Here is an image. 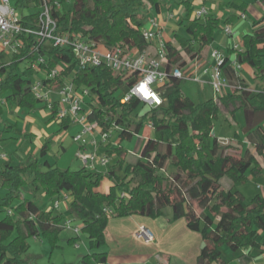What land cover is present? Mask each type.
<instances>
[{"label":"trees","instance_id":"trees-1","mask_svg":"<svg viewBox=\"0 0 264 264\" xmlns=\"http://www.w3.org/2000/svg\"><path fill=\"white\" fill-rule=\"evenodd\" d=\"M47 1L59 33L83 34L110 48L120 46L140 51L150 45L143 36L146 13H160L162 8L161 0H74L70 9L64 8L66 0H60L59 8L54 5V0ZM223 1L228 8L242 13L248 6L244 0ZM32 4L38 10L28 14L21 12V22L26 27L37 28L42 0H16L13 3L17 9ZM179 4L185 7L186 14L178 23L191 35L182 38L175 34L179 46L166 41L168 76L159 87L163 103L158 107H148L136 97L122 102L137 78L136 74L122 78L106 65L82 69L70 48L41 45L36 52L34 35H23L24 45L13 54L12 62L6 63L2 59L4 54H0V124L6 103L28 110L46 108L32 92V75L36 70L31 68L30 62L36 59L37 53L45 56L43 67L48 70L61 63L68 64L61 68L56 79L46 80V85L56 89L71 77L76 86L88 87L97 102L89 115L90 120L98 121L106 130L111 123L120 126L122 130L117 132L119 144L124 139L137 137L146 122L153 123V135L145 137L140 154L132 160L122 147L112 148L110 142L102 146L110 158L112 152H118L119 163L124 167L123 176H119L113 166L107 172L85 166L73 171L44 161L48 169L41 171L38 160L17 165L12 164L11 159L5 160V165H0V187L5 189L4 194L0 192V212L6 210L8 215L0 219V264H31L25 257L29 238L44 234L56 240L68 219L63 212L45 211L32 199L22 196L20 190L27 183V175L33 178L36 189L42 185L51 197H58L62 191L71 194L69 211L82 222L81 231L88 234L90 247L94 250L107 243L106 229L112 217L138 215L155 219L163 216L166 207H171V220L183 218L187 227L203 239L197 264H227L222 255L223 245L240 252L231 264H252L261 258L264 253V195L248 198L233 185L239 180L245 181L248 171L259 175L264 167V89H249L240 75L243 65H248L256 79L264 80V12L252 23L251 31L244 34L242 46L229 48L234 59L225 56L221 65L226 79L239 88L218 94L216 99L196 103L182 92L185 79L174 76L172 69L183 68L201 57L214 42L218 27L234 23L238 16L232 13L222 20L209 14L207 8V13L197 18V9L190 0H181ZM146 8L147 12H144ZM23 60H28L29 67L20 71ZM234 61L242 66L240 70L234 68ZM141 105L148 109L140 116L137 109ZM221 111L229 112L234 118L238 111L243 112L245 138L236 134L235 139L241 144L248 140L255 152L244 148L236 154L231 152L230 142L219 141L213 128ZM50 116L49 122L56 118V108ZM59 124L60 129L72 125L70 119ZM4 130L11 131L14 127L6 124ZM2 132L0 129V139ZM48 147L47 142L41 148V156L47 154ZM170 168L173 170L168 173ZM106 177L116 180L107 193L99 190ZM223 178L230 181L229 188L222 185ZM16 198L21 202L14 208L12 203ZM79 239L80 234H76L75 242ZM107 259L108 252L102 251L85 255L83 261L107 264Z\"/></svg>","mask_w":264,"mask_h":264},{"label":"built area","instance_id":"built-area-1","mask_svg":"<svg viewBox=\"0 0 264 264\" xmlns=\"http://www.w3.org/2000/svg\"><path fill=\"white\" fill-rule=\"evenodd\" d=\"M262 3L263 1L260 0ZM56 8L61 7L60 0H54ZM207 13V8L202 7L195 11V17H202ZM170 14L169 18H173ZM241 17L245 18L244 13ZM152 26L143 29L144 38L150 42L147 49L140 51L138 48L124 49L120 46L112 48L103 44L89 40L83 34L59 33L57 30V21L51 12V5L47 0H42L37 28L26 27L21 22V15L18 9L13 5L11 0H0V54H15L24 45L23 35L28 37L34 35L37 44L34 50L37 52L39 46L51 45L53 47L72 49L77 64L80 68H93L106 65L114 70L122 78L136 74L137 78L132 83L129 92L122 99L125 103L133 97L138 98L144 104L150 107H158L163 103V97L159 87L167 80V47L164 38V30L156 18L150 20ZM224 32L228 36L233 35V29L227 25ZM157 41L154 46L153 42ZM233 48L238 49L236 44ZM212 63L204 64L201 58H195L190 64L181 68L174 67L172 73L174 76L182 79H192L198 83H209L213 90L218 94H223L232 88H239L231 84L224 76L221 68L225 55L218 49L212 48L210 51ZM45 56L38 54L36 59L30 62L32 69L36 70L37 78L32 84V92L46 105V110L51 115L56 108V120L61 122L70 119L72 124L79 126L78 131L74 134V140L79 145L76 152L77 157L83 162V165L91 170H96L97 165L107 166L111 158L103 151V145L111 142L112 132H120L122 128L116 123H111L108 130L104 129L98 121H91L89 115L93 112V106L97 105L95 96L92 95L88 87L76 86L72 78H67L64 85L56 89L48 87L46 80H53L60 74L61 68L68 67V64L61 63L58 67L48 70L43 67ZM233 66L236 70L241 69V65L234 61ZM208 76V80L204 79ZM150 80L147 84L149 95L144 96L139 91L141 84ZM90 100L86 101V97ZM91 103V104H90ZM153 128V123H148ZM89 135L90 140L86 139ZM223 144L229 143L227 139H219ZM1 158L7 159L6 154H1ZM71 201V194L62 191L54 202V209H58L60 199ZM9 213H11L9 211ZM64 227L73 230L75 234H80L81 227L72 225V220L67 219ZM136 236L150 243L155 241L152 230L146 225L138 227ZM260 262L264 264V253L261 255ZM103 264V263H98Z\"/></svg>","mask_w":264,"mask_h":264},{"label":"rangeland","instance_id":"rangeland-1","mask_svg":"<svg viewBox=\"0 0 264 264\" xmlns=\"http://www.w3.org/2000/svg\"><path fill=\"white\" fill-rule=\"evenodd\" d=\"M162 1V16L166 21L172 22L171 26H175L176 34L182 38H189L190 33L186 30V28L178 23L180 18H184L185 14L181 17L180 14L185 11V8H179L178 0H171L173 2V10L180 11V14L174 15L175 18H169L168 16V9L165 7V4L169 0H161ZM211 1V0H208ZM13 3L16 0H12ZM74 0H66L64 1L63 5L64 8L70 9L72 8ZM210 3V2H209ZM262 3V2H261ZM259 10L261 13L264 11V6L262 4L258 5ZM225 9V8H224ZM222 9V10H224ZM38 10V8L32 4L29 7H23L18 9L19 15L21 12L24 14L34 13ZM147 12V8L144 9V12ZM226 11V10H225ZM235 14H237V10ZM223 12V11H222ZM233 12L230 10L228 11L227 15H231ZM147 21L144 25V28H150L152 24L150 20L152 18H159L161 17L159 13L156 11H150L146 13ZM218 17V16H217ZM221 17H223L221 15ZM169 18V19H168ZM256 16L251 14L250 12L247 13V19H244L241 25L238 27L237 31L240 33V36H243L244 31L247 28L251 27L253 21L256 20ZM226 18H222L225 20ZM175 22V23H174ZM174 23V24H173ZM218 32L220 31V27H218ZM238 45L241 47L242 42L238 41ZM177 46L178 42L176 43ZM180 48V47H178ZM210 48H207L205 52H208ZM235 57V56H234ZM233 58V57H232ZM2 59L6 63H10L13 60L12 54H6L2 57ZM26 67H29L28 60H23L19 65V70L22 71ZM243 76L248 82V85L253 91H260L264 89V80H258L253 77L251 69L247 66L243 70ZM37 75L42 76V74H33L32 79L35 80ZM71 78V77H69ZM182 92L189 96L193 101L196 103H201L209 99H216L219 95L216 93L213 88L208 83H198L192 79H185L182 84ZM228 92V90H227ZM90 96L86 97V101L90 100ZM149 107V106H148ZM147 106L141 105L137 112L140 114H144L148 109ZM4 116L0 124V129L3 131L0 139V165H5V160L11 159V163L14 165L19 164L20 162H31L37 161L39 162V169L41 171H46L48 167L44 165V161H49L51 164H56L61 169H67L70 167V170L77 171L84 167L83 162L77 157L75 154V149L72 148L73 145L77 144L74 140L73 133L76 132V124H72L69 128L63 129H56L57 124L59 122L54 119L49 122V118L51 117L49 112L44 108H39L31 111V115L35 117V119L41 120V125L36 126V128H32L33 125L28 124L29 119V111H26L24 108H21L16 105H12L10 103H6L4 105ZM29 116V117H28ZM29 119H28V118ZM28 122V123H27ZM32 123V121H31ZM10 124L14 127V130L5 131V125ZM55 126V127H54ZM244 127V115L243 112L238 111L236 113V118L232 117L229 112L221 111L219 113L218 118L214 122L213 133L219 139H227L231 143V152L239 154V152L244 149L248 148L251 152H255L254 147L250 144L248 140H245L243 144L240 143V140L235 139L236 134H239L240 137H244L243 132ZM40 130L42 134H40ZM152 128L149 127L148 122H146L143 129L140 131L139 135L130 139H124L121 144L118 142V134L116 132H112L111 142L112 148L122 147L128 153V159L132 160L133 157H137L143 146L145 141V137H148ZM153 132H151L150 136H152ZM86 139L90 140V136L86 135ZM141 137V139L139 138ZM49 143V150L45 156H41V148L46 144ZM67 148L66 152H63L64 146ZM72 148V149H71ZM135 153V154H134ZM1 154H6L7 159L1 158ZM262 160V157H259ZM120 157L117 151L112 152L111 154V161L107 166L97 165L95 171L98 172H107L111 166L115 168L116 173L119 176L124 175V167H121ZM173 168L168 170L170 173ZM163 172V171H162ZM167 172V171H166ZM26 184L21 188L20 193L24 198L32 199L37 203V205L44 209L45 211L53 212L54 214L63 212L67 218L72 220V225H78L82 227V222L77 219L76 217L72 216L69 211V203L70 201H66L65 199H60V205L58 209H54V202L57 199L56 196L51 197L47 194L45 188L40 185L39 189H36L35 185L32 183L33 178L31 176H25ZM115 179L105 178L102 180L99 190L102 192H109L110 188L115 184ZM222 185L225 188H229L231 183L228 179L223 178L221 181ZM234 189H239L245 193L248 198H253L256 194H263L264 193V167L262 173L259 175L254 174L251 170L246 173V180L242 181L239 180L235 185ZM0 192L2 194L5 193V189L0 187ZM120 193V191H119ZM20 199L16 198L12 206L15 208L20 204ZM196 209L198 212L201 210L197 207ZM164 214L166 217L172 214V208L166 207L164 209ZM8 215L7 211L0 212V219L6 217ZM113 218H125V224L129 225L130 219H133L132 216L129 217H116ZM136 223V222H135ZM124 233V232H123ZM16 235V232L13 236ZM81 239L75 242L74 238L76 234L73 230L69 228H64L58 234V238L56 240H52L50 237L45 236L44 234L39 235L38 238L31 237L29 238V248L25 257L30 259L31 264H86L83 261L85 255L92 253V252H102V251H109L110 244H105L99 249H92L91 242L88 238V234L84 231L80 232ZM124 236L127 239H131L125 232L121 237ZM75 242V243H74ZM240 252L232 251L228 245L222 246V255L223 258L227 261V264L234 263L239 256ZM133 258V256L131 255ZM92 264H96L95 261H92ZM212 264H218L214 262Z\"/></svg>","mask_w":264,"mask_h":264},{"label":"crops","instance_id":"crops-1","mask_svg":"<svg viewBox=\"0 0 264 264\" xmlns=\"http://www.w3.org/2000/svg\"><path fill=\"white\" fill-rule=\"evenodd\" d=\"M180 1L181 0H178V4ZM190 1L192 2V4L195 6L196 9L206 7L208 8L209 14L218 16L221 19L227 18L229 16V14L227 15L229 10L231 12H233L234 10L225 6L223 0H211V1L190 0ZM244 1H246L248 4L247 9L244 13L246 17L245 18L241 17L242 12L240 11L236 12L238 16L236 21L232 24H227L230 25L233 29V35L231 36H228L224 32V26L226 25L220 26V31L218 32L217 30L215 35V40L212 43V45L209 47L210 49L208 50V52L204 51L201 57H197V58H201L204 64L209 65L213 62L212 59L210 58V51L212 48L218 49L225 56H228L230 60H233L234 54L232 55L229 53V48H233L236 44H238L237 43L238 41L242 42V38L244 34L250 32L252 28V24H251V27L247 28V30L244 31L245 33H243V36H240V33L237 31L242 21L244 19H247V13L250 12L251 14L256 16L257 17L256 20L262 16L263 13H261L258 6L260 4L263 5V3H261L260 0H244ZM172 3L173 2H171V0L167 1L165 7L169 10L168 11L169 15L173 13L176 16L177 14H180V11L179 10L177 12L174 11ZM182 7L185 8L183 5L179 4V8ZM161 12H162V8H161ZM161 12L159 13L161 17L156 19L160 22L161 27L164 30V38L166 41H173L174 45H177L176 44L177 42L174 39V36L176 34L175 26H171L172 22L166 21V19L163 18ZM233 13H235V11ZM182 14L183 15L186 14V10L180 14L181 17L183 16ZM221 15L223 17H221ZM156 44L157 41L154 40L153 51H154V46ZM192 61H190L188 64H190ZM247 66L248 65H243L240 75L244 79V81L248 84L247 80L245 79L242 73L244 68ZM248 67L251 69L253 77L255 78L253 69L250 66ZM204 79L208 80V76H204ZM249 89H251L250 86ZM25 110L29 111L28 115L31 116L30 119L28 118L29 116L27 117L30 120L29 123L28 122L27 123L33 125L32 128L37 129L36 126L41 125L42 123L41 120L38 118L35 119V117L31 115L32 110H28V109ZM75 127L77 132L79 126L77 125ZM60 128H61L60 124H57L56 129H60ZM76 132L73 133V136ZM40 134H42L41 130H40ZM72 148L74 149L76 148L75 149L76 150L75 154H76L79 145L75 144L73 145ZM66 151L67 148L64 146L63 152ZM172 217H173V212L168 217H166L165 214L163 213V216L155 219L134 215L132 216L133 219H130L129 225L125 224L124 222L126 221L125 218L112 217L109 220L106 229L107 244H110L107 264H197V258L203 246V239L201 235L197 232L191 231L187 227L186 221L183 218L172 221L171 220ZM140 225H146L152 230L155 236L154 242L147 243L143 239H140L136 236L138 227ZM123 232L124 233L127 232V235L131 237V239H127L124 236L121 237V234L122 235L124 234ZM131 255L133 256V258L131 257ZM259 262H260V257L254 260L252 264H258Z\"/></svg>","mask_w":264,"mask_h":264},{"label":"clouds","instance_id":"clouds-1","mask_svg":"<svg viewBox=\"0 0 264 264\" xmlns=\"http://www.w3.org/2000/svg\"><path fill=\"white\" fill-rule=\"evenodd\" d=\"M150 82V80H146L143 84H141L139 91L144 94L145 97L149 95L147 84Z\"/></svg>","mask_w":264,"mask_h":264}]
</instances>
